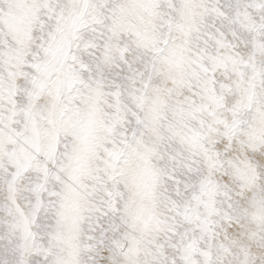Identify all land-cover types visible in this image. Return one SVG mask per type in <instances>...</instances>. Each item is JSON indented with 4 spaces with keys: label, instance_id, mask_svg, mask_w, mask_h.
Segmentation results:
<instances>
[{
    "label": "clouds",
    "instance_id": "obj_1",
    "mask_svg": "<svg viewBox=\"0 0 264 264\" xmlns=\"http://www.w3.org/2000/svg\"><path fill=\"white\" fill-rule=\"evenodd\" d=\"M0 264H264V0H0Z\"/></svg>",
    "mask_w": 264,
    "mask_h": 264
}]
</instances>
